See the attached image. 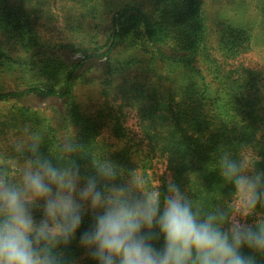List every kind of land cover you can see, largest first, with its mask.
Instances as JSON below:
<instances>
[{
  "label": "trees",
  "instance_id": "obj_1",
  "mask_svg": "<svg viewBox=\"0 0 264 264\" xmlns=\"http://www.w3.org/2000/svg\"><path fill=\"white\" fill-rule=\"evenodd\" d=\"M44 1L0 0V64L28 78L25 86L0 92V102L13 105L11 116H16L10 121L19 124L24 133L38 134L43 151L59 155L63 138L74 136L96 160L107 157L125 171L137 168L145 187L159 185L164 192L168 181L174 180L207 209L231 198L233 191L217 169L219 152H252L258 159L257 170H264L262 72L232 63L251 49L250 30L241 26L222 30L217 36L215 58L205 53L209 48L203 0H150L149 8L127 4L112 14L104 44L95 42L86 49L74 48L78 57L67 63L51 50L38 31L33 12L26 9L27 3L37 7ZM62 1L92 9L94 0ZM122 49L140 54L142 62L152 63L155 70L162 66L164 74L156 71L154 74L160 75L155 80L137 74L130 78L126 74L134 61L126 55H116ZM204 62L209 64L206 67L212 75L210 79ZM96 65L101 74L92 78ZM176 70L184 72V76L175 77ZM95 80L118 96L96 114L82 110L76 100L79 84ZM35 99L63 102L57 125L41 112L43 107L40 110L29 104ZM128 108L136 111L143 144L128 146ZM90 159L77 157L82 171L91 170ZM161 161L169 175L156 177L155 169ZM91 223L89 211L77 237L70 245L61 246L66 258L77 264H96L78 242L79 232ZM163 242L162 235L153 240L157 247H162ZM243 251L251 254L250 249ZM258 260L264 264V256Z\"/></svg>",
  "mask_w": 264,
  "mask_h": 264
},
{
  "label": "clouds",
  "instance_id": "obj_2",
  "mask_svg": "<svg viewBox=\"0 0 264 264\" xmlns=\"http://www.w3.org/2000/svg\"><path fill=\"white\" fill-rule=\"evenodd\" d=\"M42 143L26 132L0 157V264H77L61 246L77 237L89 211L91 226L78 242L96 264H259L264 256V170L254 156L218 153L233 191L207 209L174 180L164 192L145 187L137 168L96 160L74 136L63 138L59 155ZM77 157H90L91 170L82 171ZM158 235L162 247L153 243Z\"/></svg>",
  "mask_w": 264,
  "mask_h": 264
},
{
  "label": "rangeland",
  "instance_id": "obj_3",
  "mask_svg": "<svg viewBox=\"0 0 264 264\" xmlns=\"http://www.w3.org/2000/svg\"><path fill=\"white\" fill-rule=\"evenodd\" d=\"M31 3L26 4V9L33 12L38 31L41 32L45 41L50 44L51 50L61 56L62 60L67 63L74 62L78 57L79 53L74 48L86 49L93 47L95 42H100V44L106 42L110 33V23L114 11L127 4H140L147 8L150 6V0H94L91 3L92 9L85 8L75 2L62 0H45L37 7L35 3ZM203 8L208 28V43L206 46L209 48V50L206 48L205 53L209 52L214 56L218 53L215 51L217 36L222 30L229 26L247 28L252 34L251 49L232 63L243 64L251 69L258 70L262 72L264 79V0H203ZM116 55L120 57L126 55L127 58L134 61L129 73L126 74L130 78L137 74L140 77L150 76L155 80L156 76L164 74L162 66L161 69H153L152 63L147 60L142 62L144 59L135 52H127L122 49ZM204 65L205 74L210 79L212 75L209 74L206 67L209 66L208 62H204ZM92 70V78H96L101 74L99 66L94 67ZM156 71L160 74H154ZM182 73L184 72L176 70L174 76L183 77ZM26 83H28V78L25 75L9 70V67L4 63L0 64V92L14 91L25 86ZM104 88L105 86L96 80L79 84L76 91V100L81 109L96 114V111H99L98 109L103 107L107 101L113 103L118 100V96L113 89L104 90ZM29 104L39 107L40 110V107H43L44 109L41 112L55 125L58 124L59 111L63 110L65 106L62 101L56 99H35ZM13 109L14 107L10 103L0 102V157L10 155L11 142L21 134H25L19 124L10 121L13 116H16H11ZM125 111L128 112L126 113V126L130 133V138L127 139L128 146L145 143L142 140L136 111L129 108ZM8 129L11 131H7ZM106 138L110 141L112 139L108 134H106ZM123 144H126V142L120 143V145ZM248 154L255 157L252 152ZM165 170V162H159L155 169L156 177L157 175L162 176L164 173H169ZM248 218L246 222L248 220L254 222L257 216L253 214Z\"/></svg>",
  "mask_w": 264,
  "mask_h": 264
}]
</instances>
